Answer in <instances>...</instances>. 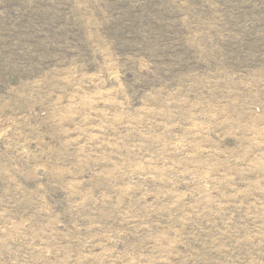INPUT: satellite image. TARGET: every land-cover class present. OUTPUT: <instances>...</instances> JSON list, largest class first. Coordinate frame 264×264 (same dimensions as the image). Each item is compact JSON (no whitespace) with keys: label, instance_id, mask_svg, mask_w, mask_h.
<instances>
[{"label":"rangeland","instance_id":"rangeland-1","mask_svg":"<svg viewBox=\"0 0 264 264\" xmlns=\"http://www.w3.org/2000/svg\"><path fill=\"white\" fill-rule=\"evenodd\" d=\"M0 264H264V0H0Z\"/></svg>","mask_w":264,"mask_h":264}]
</instances>
